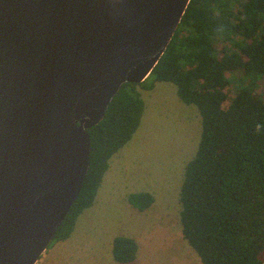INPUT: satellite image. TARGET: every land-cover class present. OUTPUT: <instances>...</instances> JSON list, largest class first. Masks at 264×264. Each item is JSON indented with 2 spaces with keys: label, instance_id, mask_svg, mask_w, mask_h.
<instances>
[{
  "label": "water",
  "instance_id": "95a60500",
  "mask_svg": "<svg viewBox=\"0 0 264 264\" xmlns=\"http://www.w3.org/2000/svg\"><path fill=\"white\" fill-rule=\"evenodd\" d=\"M190 0H0V264H36L79 196L88 130L142 83Z\"/></svg>",
  "mask_w": 264,
  "mask_h": 264
},
{
  "label": "trees",
  "instance_id": "16d2710c",
  "mask_svg": "<svg viewBox=\"0 0 264 264\" xmlns=\"http://www.w3.org/2000/svg\"><path fill=\"white\" fill-rule=\"evenodd\" d=\"M234 73L241 76L238 84L228 77ZM159 82L176 86L178 99L196 106L201 118L198 149L180 190L183 239L201 264H264V100L258 92L264 86V0L189 1L150 75L123 85L88 130L89 170L51 243L68 239L93 205L110 159L140 125V90ZM128 201L143 212L154 199L137 193ZM137 250L131 238L113 240L118 264L134 262Z\"/></svg>",
  "mask_w": 264,
  "mask_h": 264
},
{
  "label": "rangeland",
  "instance_id": "374dc122",
  "mask_svg": "<svg viewBox=\"0 0 264 264\" xmlns=\"http://www.w3.org/2000/svg\"><path fill=\"white\" fill-rule=\"evenodd\" d=\"M228 77L235 84L241 78L239 73ZM258 92L264 100V86ZM140 94L145 103L140 125L109 161L95 210L80 216L70 237L51 243L36 264H118L112 245L119 236L138 246L130 264H201L182 237L179 217L185 167L201 136L199 112L182 103L170 83H156L153 90ZM137 193L153 197L146 211L139 212L127 201Z\"/></svg>",
  "mask_w": 264,
  "mask_h": 264
},
{
  "label": "crops",
  "instance_id": "0c3cea01",
  "mask_svg": "<svg viewBox=\"0 0 264 264\" xmlns=\"http://www.w3.org/2000/svg\"><path fill=\"white\" fill-rule=\"evenodd\" d=\"M159 83H160V82H159ZM154 88H155V86H154ZM154 88H153V89H154ZM153 89H152V90H153ZM144 91H145V90H144ZM150 91H151V90H150ZM145 92H147V91H145ZM144 105H145V103H144ZM115 158H116V157H115ZM110 160H111V159H110ZM109 168H110V167H109ZM109 168H108V170H109ZM108 170H107V171H108ZM100 186H101V185H100ZM99 188H100V187H99ZM97 192H98V191H97ZM96 195H97V194H96ZM95 198H96V197H95ZM127 199H128V198H127ZM127 201H128V200H127ZM128 202H129V201H128ZM96 204H97V202L95 203V205H92L90 208L86 209V212H85V213H84V211H85V210H84V211L79 215V217H80V216H84L86 213H88V212H92L93 210H95V208H96ZM79 217H78V218H79ZM78 218H77V219H78ZM76 223H77V220H76ZM76 223H75V224H76Z\"/></svg>",
  "mask_w": 264,
  "mask_h": 264
},
{
  "label": "clouds",
  "instance_id": "9594fccd",
  "mask_svg": "<svg viewBox=\"0 0 264 264\" xmlns=\"http://www.w3.org/2000/svg\"><path fill=\"white\" fill-rule=\"evenodd\" d=\"M258 130H259V126H257Z\"/></svg>",
  "mask_w": 264,
  "mask_h": 264
}]
</instances>
